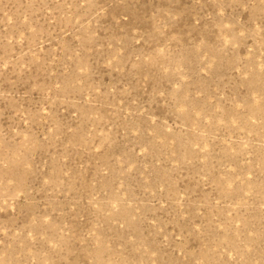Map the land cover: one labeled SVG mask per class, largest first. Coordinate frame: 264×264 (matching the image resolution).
I'll return each mask as SVG.
<instances>
[{
  "label": "rangeland",
  "instance_id": "374dc122",
  "mask_svg": "<svg viewBox=\"0 0 264 264\" xmlns=\"http://www.w3.org/2000/svg\"><path fill=\"white\" fill-rule=\"evenodd\" d=\"M0 264H264V0H0Z\"/></svg>",
  "mask_w": 264,
  "mask_h": 264
}]
</instances>
